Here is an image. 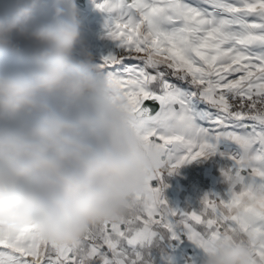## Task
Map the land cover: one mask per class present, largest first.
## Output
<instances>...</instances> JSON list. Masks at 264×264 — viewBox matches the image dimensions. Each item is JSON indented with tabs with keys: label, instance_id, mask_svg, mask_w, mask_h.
I'll return each instance as SVG.
<instances>
[{
	"label": "snow or ice",
	"instance_id": "obj_1",
	"mask_svg": "<svg viewBox=\"0 0 264 264\" xmlns=\"http://www.w3.org/2000/svg\"><path fill=\"white\" fill-rule=\"evenodd\" d=\"M114 53L102 69L160 161L120 219L72 244L0 221V264H155L151 250L186 239L207 251L240 237L264 264V0H99ZM219 153L222 193L180 211L163 180ZM157 182L158 186H154Z\"/></svg>",
	"mask_w": 264,
	"mask_h": 264
},
{
	"label": "clouds",
	"instance_id": "obj_2",
	"mask_svg": "<svg viewBox=\"0 0 264 264\" xmlns=\"http://www.w3.org/2000/svg\"><path fill=\"white\" fill-rule=\"evenodd\" d=\"M76 0H15L0 12V221L72 244L122 218L160 161L100 69L73 58ZM203 264H252L240 237L208 245Z\"/></svg>",
	"mask_w": 264,
	"mask_h": 264
},
{
	"label": "crops",
	"instance_id": "obj_3",
	"mask_svg": "<svg viewBox=\"0 0 264 264\" xmlns=\"http://www.w3.org/2000/svg\"><path fill=\"white\" fill-rule=\"evenodd\" d=\"M97 2L99 0H88L89 7L85 10L77 7L81 11L78 40L80 47H75L73 57L83 59L84 62L86 59L89 62L90 58L91 65L99 68V74L103 76L102 60L114 53L115 45L107 37V16L97 10ZM104 41H107V47H102ZM0 62H4L3 57H0ZM230 148L227 142H221L216 155L187 164L171 176L165 173L163 180L168 187L164 190L163 197L168 205L180 211L196 209L205 194L222 193L226 185L221 170L229 161L223 159L219 153L227 152ZM154 186H158L157 182H154ZM151 253L155 264H203L205 255L186 239L171 243L165 239L153 247Z\"/></svg>",
	"mask_w": 264,
	"mask_h": 264
},
{
	"label": "rangeland",
	"instance_id": "obj_4",
	"mask_svg": "<svg viewBox=\"0 0 264 264\" xmlns=\"http://www.w3.org/2000/svg\"><path fill=\"white\" fill-rule=\"evenodd\" d=\"M14 4H15V0H0V12H3L5 10H11ZM79 12H81V11L79 10ZM107 46H108L107 41H104L102 43V47H107ZM75 47L77 49L80 47V44L78 43V41H77V44ZM111 50L113 51V49H111ZM25 55H26V48L24 46L21 47V50L19 52L13 51L11 49H0V57L4 58L3 63H5V62H8V63L18 62ZM73 58L77 61L84 62L83 59H78L75 57H73ZM87 62H88V59L85 60V63H87ZM3 63L0 62V64H3ZM102 64H103V60H102ZM103 76H106V72L104 70H103Z\"/></svg>",
	"mask_w": 264,
	"mask_h": 264
},
{
	"label": "water",
	"instance_id": "obj_5",
	"mask_svg": "<svg viewBox=\"0 0 264 264\" xmlns=\"http://www.w3.org/2000/svg\"><path fill=\"white\" fill-rule=\"evenodd\" d=\"M76 5L82 10L88 9L89 7L88 0H76Z\"/></svg>",
	"mask_w": 264,
	"mask_h": 264
}]
</instances>
